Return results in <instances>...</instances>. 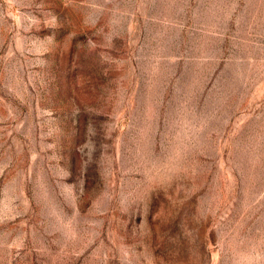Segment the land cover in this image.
<instances>
[{
    "label": "rangeland",
    "instance_id": "obj_1",
    "mask_svg": "<svg viewBox=\"0 0 264 264\" xmlns=\"http://www.w3.org/2000/svg\"><path fill=\"white\" fill-rule=\"evenodd\" d=\"M0 264H264V0H0Z\"/></svg>",
    "mask_w": 264,
    "mask_h": 264
}]
</instances>
